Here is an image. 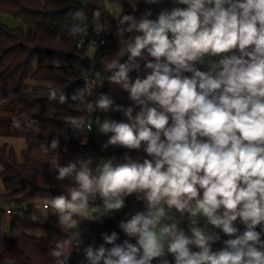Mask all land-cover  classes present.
Listing matches in <instances>:
<instances>
[{"label": "clouds", "instance_id": "clouds-1", "mask_svg": "<svg viewBox=\"0 0 264 264\" xmlns=\"http://www.w3.org/2000/svg\"><path fill=\"white\" fill-rule=\"evenodd\" d=\"M175 2L178 6L162 9L155 20L149 18L151 10L139 18L119 14L118 58L104 69L139 111L117 105L114 110L125 119L99 124L101 134H111L103 147L142 149L151 159L141 163L125 153L120 161L109 158L95 168L90 158L66 166L50 162L57 180L75 181L67 196L51 199L59 226L70 233L50 251L55 264H67L73 243L83 244L74 217L87 218L79 213L88 210L90 199L101 198L102 214L108 215L122 209L125 197L133 194L146 200L147 211L119 227L136 243H117L115 231L103 233L104 244L83 249L86 264H151L168 254L174 264H264V241L256 231L264 224V0ZM131 6L136 9V0ZM99 15L95 13L97 19ZM74 16L80 24L69 33L76 37L85 31L81 25L87 17L82 10ZM109 27L96 23L95 31ZM126 33L131 35L125 38ZM210 57L219 59L209 60L207 71L196 67ZM141 64L151 72L130 82L129 74L139 72ZM48 99L67 101L63 88L50 89ZM71 99L83 100V93ZM113 104L101 94L94 103L87 101V111L106 112ZM72 125L84 127L75 121ZM50 147H59L58 138ZM173 210L188 214L190 236L174 221ZM47 217L44 212L43 220ZM200 217L229 237L221 250H212L220 235L197 226ZM238 218L243 232L235 226Z\"/></svg>", "mask_w": 264, "mask_h": 264}, {"label": "trees", "instance_id": "trees-1", "mask_svg": "<svg viewBox=\"0 0 264 264\" xmlns=\"http://www.w3.org/2000/svg\"><path fill=\"white\" fill-rule=\"evenodd\" d=\"M108 3H121V15L137 18L151 10L149 18L153 20L162 9L173 8L172 3L166 0H158L151 5L141 0L135 10L128 0H0V14L20 23L15 28L0 23V137L22 139L27 144L22 162L17 160L13 150L0 149V178L6 200L12 206L10 214L7 210H0L1 262L55 264L51 249L58 241L69 238L70 233L59 226L51 199L62 194L67 196L66 189L75 186V181L71 177L57 180L58 172L50 162L66 166L70 161L90 158L95 168L101 156L105 160L114 157L120 161L127 153L141 163L143 159H151L142 149L128 150L119 145L105 148L103 145L111 134H103V138L98 140L94 131L87 128L92 125L95 130L96 123L106 119L124 120L123 112L114 110L117 105L139 111V107L128 98L129 94L120 85L110 82L111 72L104 70L107 62L118 58L121 39L118 19L106 10ZM78 10L86 14V21L81 25L85 31L73 37L69 29L80 24L74 16ZM97 12L99 19L95 16ZM96 23L109 24V30L97 33ZM129 35L126 33L125 38ZM126 60L127 56H124L121 63ZM196 67L205 71L202 64L198 63ZM92 71L105 76L98 94L89 89ZM150 72L141 64L139 72L129 74V81L143 79ZM184 75L191 76V73ZM53 88H63L67 97L65 103L48 99ZM81 92L83 100L71 99L72 95ZM101 94L114 100L113 107L106 112L97 109L89 113L87 101L94 103ZM33 120L37 122L35 125L31 123ZM73 121L84 127L77 129L72 125ZM36 128H39L38 132ZM53 138L59 140V147L55 150L50 147ZM42 145L49 151L45 152ZM40 204L48 205V209L39 208ZM103 210V200L96 197L90 199L87 211H99L98 221L74 217L79 220L76 230L81 233L83 244L77 246L73 243L67 264H86L83 249L89 244L95 247L104 244L103 233L115 231L117 243L122 244L125 240L136 243V238L128 236L119 224L136 213L146 212V200L133 194L125 197L124 207L119 211L103 215ZM44 212L48 213L46 220H43ZM173 213L179 212L173 210ZM235 223L240 232L245 230L239 218ZM256 231L261 233L263 240L259 226ZM217 244L212 245L213 251L223 248ZM111 246L105 244L106 248ZM154 263L155 259L151 264ZM170 264H174L172 254Z\"/></svg>", "mask_w": 264, "mask_h": 264}, {"label": "rangeland", "instance_id": "rangeland-1", "mask_svg": "<svg viewBox=\"0 0 264 264\" xmlns=\"http://www.w3.org/2000/svg\"><path fill=\"white\" fill-rule=\"evenodd\" d=\"M172 3L173 7L178 6L175 2V0H166ZM180 7H185L183 5H179ZM106 10L116 19H118L117 17L119 16V14H122V5L121 3H108L106 5ZM0 23L6 24L11 28H15L20 26V23L11 19L10 17H7L5 15L0 14ZM92 53V50H91ZM94 135L98 140H101L103 138V134H101L99 132V123L97 122L95 125V130H94ZM3 147H6L8 151L13 150L16 154L17 160L22 162V153L23 151H25L27 149V144L24 140L22 139H15V138H2L0 137V149H2ZM1 165H0V174H1ZM12 208L7 200H6V191L5 188L2 184L1 178H0V210L6 211L7 209ZM79 214H81L82 216H86L87 218L90 219H95V220H99L100 219V212L99 211H81ZM173 215V219L174 221L178 224V227L182 230L185 231L186 234H188L189 236L191 235L190 232V227H191V223H190V219L187 213H185L184 215H181L180 213H172ZM167 222H172V221H167ZM201 228H204L205 231H210V232H217V233H221L223 236H225L223 234V232L220 229H216L214 228L212 225L207 224L206 221L204 220L203 217L199 218V224L197 225ZM236 226V223H235ZM9 228V223L6 224V229L8 230ZM227 237V236H225ZM262 239L264 241V234L262 236ZM216 243H218L217 245L224 247L223 243H220L217 241ZM215 244V243H214ZM170 255L168 254L166 257L164 258H158L155 259V263L154 264H162V260L166 259L168 261V264H170ZM0 264H11L10 262H1Z\"/></svg>", "mask_w": 264, "mask_h": 264}, {"label": "built area", "instance_id": "built-area-1", "mask_svg": "<svg viewBox=\"0 0 264 264\" xmlns=\"http://www.w3.org/2000/svg\"><path fill=\"white\" fill-rule=\"evenodd\" d=\"M81 46V45H80ZM219 57H210V58H206L205 60V63L202 64V67L204 68L205 71L208 70V62L209 60H212V61H215V60H218ZM104 81H105V76L101 73V72H98V71H92V76H91V79L89 81V89L90 91L93 93V94H98L101 92V89L103 87V84H104ZM91 126L90 128V131H94L92 125H89ZM88 126V127H89ZM87 127V128H88ZM89 130V128H88ZM105 158L103 156L100 157V161H104ZM11 206V205H10ZM12 207V206H11ZM39 208L43 209V210H46L48 209V205H45V204H40L39 205ZM7 214H10L11 213V208L7 209ZM259 229L262 231V233L264 234V224L260 225L259 226ZM220 235V240L218 241L219 243H223V241L225 240V237L221 234V233H218ZM263 241V240H262ZM193 250H197L195 248H193Z\"/></svg>", "mask_w": 264, "mask_h": 264}, {"label": "crops", "instance_id": "crops-1", "mask_svg": "<svg viewBox=\"0 0 264 264\" xmlns=\"http://www.w3.org/2000/svg\"><path fill=\"white\" fill-rule=\"evenodd\" d=\"M128 1H129V3L132 5V0H128ZM140 1H141V0H136V9H137L138 4H139Z\"/></svg>", "mask_w": 264, "mask_h": 264}]
</instances>
